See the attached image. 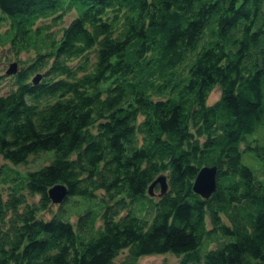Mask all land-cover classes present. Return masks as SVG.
I'll return each instance as SVG.
<instances>
[{"label": "trees", "instance_id": "trees-1", "mask_svg": "<svg viewBox=\"0 0 264 264\" xmlns=\"http://www.w3.org/2000/svg\"><path fill=\"white\" fill-rule=\"evenodd\" d=\"M72 12L37 45L40 20ZM6 20L0 45L38 55L0 95V264H114L126 250L125 264H264V0H0ZM205 166L219 167L208 200L193 192ZM56 184L82 205L77 224L53 212Z\"/></svg>", "mask_w": 264, "mask_h": 264}, {"label": "rangeland", "instance_id": "rangeland-1", "mask_svg": "<svg viewBox=\"0 0 264 264\" xmlns=\"http://www.w3.org/2000/svg\"><path fill=\"white\" fill-rule=\"evenodd\" d=\"M76 17V13L72 12L67 14L62 21L55 22L51 19H44L40 20L34 29L38 31V29L41 30L36 32L34 31L33 34L35 35V42L37 45L42 46L43 50L45 49L44 41L42 42L41 39H44L42 36V31L44 28H46V32L50 35L51 38H55L58 35H60L62 29L67 27L71 21ZM11 27V22L9 20L3 21L2 24H0V39L1 35H4ZM19 49V50H17ZM38 55V50L34 46H28L27 49H20L16 46H14L10 41L3 42L0 45V95H6L10 93L15 88V75L10 76L7 74L8 69L10 68L12 63L18 64V73L23 71L24 69L29 66L34 59ZM93 57V54H92ZM78 61H75L73 64H77ZM46 69H40L35 74H33L30 77V81L32 82V78L36 74H40L42 76V81L44 80V77H46ZM221 96V90L220 88H216L210 95L208 104L211 105L219 100ZM50 154H54V152H47V153H39L34 156H30L28 158V161L25 163V165L14 167L12 165H9L11 167L16 168L19 172L26 175L27 172L38 170L41 167L49 164L52 160V156ZM243 163L251 166L249 154L244 153L243 155ZM0 164H6V161L3 158H0ZM263 169L264 172V160H258L255 164ZM253 168V167H252ZM155 196L152 197L155 201L158 200V195L160 194V189L155 188ZM98 195H103L102 192H100ZM35 201H38V198L35 199ZM76 198H73L72 200L68 201L65 204L62 205H53L52 210L53 212H56L60 209V207H64L68 210V214L72 216L71 221L72 223L77 224V221L79 219V214L84 212V209L82 208V205L75 202ZM45 218L50 217V213H45ZM216 245L214 244L213 247ZM129 253L128 250L121 253V255L114 261V264H125L128 261ZM180 260V257L173 255L172 253L164 254V255H152L147 257H142L137 261V264H178Z\"/></svg>", "mask_w": 264, "mask_h": 264}, {"label": "water", "instance_id": "water-1", "mask_svg": "<svg viewBox=\"0 0 264 264\" xmlns=\"http://www.w3.org/2000/svg\"><path fill=\"white\" fill-rule=\"evenodd\" d=\"M18 73L17 63H13L9 70L7 71L8 75H14ZM42 76L37 75L34 78V83L38 84L41 80ZM217 171L218 168L216 166H205L200 169L197 178L195 180L194 190L197 194L201 195L204 199H209L216 191H217ZM162 184L163 192L166 191V177L161 176L158 180H156L150 187L149 192L152 193L154 188L158 183ZM68 189L64 185H57L51 188L48 191V194L51 200L54 203H62L64 198L68 194Z\"/></svg>", "mask_w": 264, "mask_h": 264}, {"label": "bare ground", "instance_id": "bare-ground-1", "mask_svg": "<svg viewBox=\"0 0 264 264\" xmlns=\"http://www.w3.org/2000/svg\"><path fill=\"white\" fill-rule=\"evenodd\" d=\"M16 63V62H15ZM13 64V63H12ZM11 64V65H12ZM11 67V66H10ZM17 68H18V64H17ZM42 80V79H41ZM41 80L39 81V83L41 82ZM33 83H34V81H33ZM38 83V84H39ZM35 84V83H34ZM38 84H35L36 86L38 85ZM217 168H218V171H217V182H218V174H219V167L218 166H216ZM161 176H165L166 177V175H160V176H158V178H157V180L159 179V178H161ZM196 178H197V176H196ZM57 185H64V186H66L65 184H56L55 186H57ZM160 186L159 187V189H160V194L158 195V198H161V197H163V196H165L167 193H168V191H169V184H168V179H167V177H166V186H167V189H166V191L165 192H163V188H162V184L159 182L157 185H156V187L157 186ZM194 185H195V181H194ZM194 185H193V192H194V194H196V195H199V194H197V192L194 190ZM55 186H53V187H55ZM52 187V188H53ZM67 187V186H66ZM155 187V188H156ZM155 188H154V190L152 191V193H150L149 195H150V198L151 197H154L156 194H155ZM67 189H68V194H67V196L64 198V200H63V202L62 203H54L52 200H51V202H52V205H62V204H65V203H67L68 201H70V200H72V199H69V197H70V190H69V188L67 187ZM201 198H203L201 195H199ZM50 197V196H49ZM51 199V198H50ZM204 199V198H203ZM152 256V255H151ZM145 257H147V256H145Z\"/></svg>", "mask_w": 264, "mask_h": 264}]
</instances>
